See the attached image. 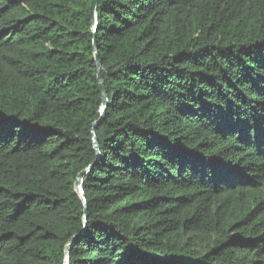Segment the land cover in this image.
Segmentation results:
<instances>
[{
	"label": "trees",
	"instance_id": "1",
	"mask_svg": "<svg viewBox=\"0 0 264 264\" xmlns=\"http://www.w3.org/2000/svg\"><path fill=\"white\" fill-rule=\"evenodd\" d=\"M91 3L0 0V264H264V0Z\"/></svg>",
	"mask_w": 264,
	"mask_h": 264
},
{
	"label": "water",
	"instance_id": "2",
	"mask_svg": "<svg viewBox=\"0 0 264 264\" xmlns=\"http://www.w3.org/2000/svg\"><path fill=\"white\" fill-rule=\"evenodd\" d=\"M96 1L97 0H92V3L90 5V14H89V18H90V22H91V29H92L93 33H95V31H96ZM93 58H94V61L96 63V69H97L96 80H97V84H98V90H99V93L101 95V106H100V110H99V118L92 125V127H95L104 118L105 108L107 105V99H106V95H105L104 88L102 85V79H101V74H100L101 68H100V65H99V62L97 59L94 39H93ZM91 141H92L94 150L98 153L99 150H98L97 142H96L94 135H92ZM88 170H89V167L86 168L85 170H83L82 172H80L77 175L76 180H75V190L80 195V197L83 201L84 207H85V201H84V196L82 194L81 178ZM85 216H86V214L84 213V223H85ZM71 242H72V240L70 241L69 244H71ZM68 259H69V245L66 247V250H65V263L64 264H68Z\"/></svg>",
	"mask_w": 264,
	"mask_h": 264
}]
</instances>
